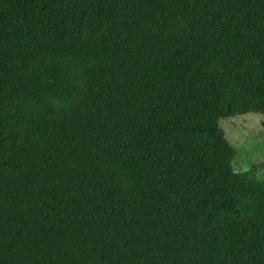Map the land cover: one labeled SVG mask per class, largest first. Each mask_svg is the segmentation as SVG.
I'll return each mask as SVG.
<instances>
[{
	"label": "trees",
	"instance_id": "1",
	"mask_svg": "<svg viewBox=\"0 0 264 264\" xmlns=\"http://www.w3.org/2000/svg\"><path fill=\"white\" fill-rule=\"evenodd\" d=\"M264 0H0V264H264Z\"/></svg>",
	"mask_w": 264,
	"mask_h": 264
},
{
	"label": "rangeland",
	"instance_id": "2",
	"mask_svg": "<svg viewBox=\"0 0 264 264\" xmlns=\"http://www.w3.org/2000/svg\"><path fill=\"white\" fill-rule=\"evenodd\" d=\"M227 138L237 148L233 160L236 171H247L263 163L257 175H264V115L248 113L221 120Z\"/></svg>",
	"mask_w": 264,
	"mask_h": 264
}]
</instances>
